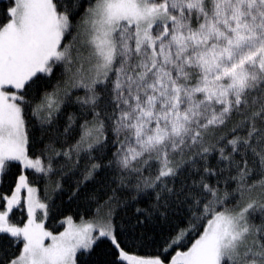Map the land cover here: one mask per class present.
Listing matches in <instances>:
<instances>
[{"label":"snow or ice","instance_id":"6c2138e0","mask_svg":"<svg viewBox=\"0 0 264 264\" xmlns=\"http://www.w3.org/2000/svg\"><path fill=\"white\" fill-rule=\"evenodd\" d=\"M0 3V264H264V0Z\"/></svg>","mask_w":264,"mask_h":264},{"label":"trees","instance_id":"16d2710c","mask_svg":"<svg viewBox=\"0 0 264 264\" xmlns=\"http://www.w3.org/2000/svg\"><path fill=\"white\" fill-rule=\"evenodd\" d=\"M0 7H3V4L2 3H0ZM66 199V198H65ZM68 214H71V213H68ZM61 219H63V217H59V218H57L56 220H48V221H46V224L48 225V226H50V230H51V226H53V225H59V220H61ZM63 229V227H57V231H61ZM145 251H147V250H145Z\"/></svg>","mask_w":264,"mask_h":264},{"label":"rangeland","instance_id":"374dc122","mask_svg":"<svg viewBox=\"0 0 264 264\" xmlns=\"http://www.w3.org/2000/svg\"><path fill=\"white\" fill-rule=\"evenodd\" d=\"M76 222L78 223L79 221L78 220H76ZM65 227H66V225H65ZM64 230V228L61 230V231H63Z\"/></svg>","mask_w":264,"mask_h":264}]
</instances>
